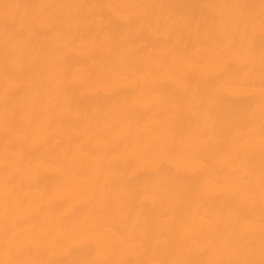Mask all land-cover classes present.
Wrapping results in <instances>:
<instances>
[{"label":"bare ground","instance_id":"bare-ground-1","mask_svg":"<svg viewBox=\"0 0 264 264\" xmlns=\"http://www.w3.org/2000/svg\"><path fill=\"white\" fill-rule=\"evenodd\" d=\"M0 264H264V0H0Z\"/></svg>","mask_w":264,"mask_h":264}]
</instances>
